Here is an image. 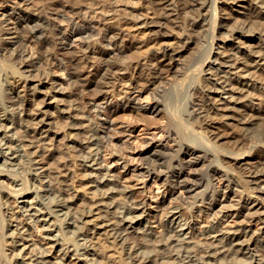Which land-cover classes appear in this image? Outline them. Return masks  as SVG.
Listing matches in <instances>:
<instances>
[{"label": "bare ground", "instance_id": "bare-ground-1", "mask_svg": "<svg viewBox=\"0 0 264 264\" xmlns=\"http://www.w3.org/2000/svg\"><path fill=\"white\" fill-rule=\"evenodd\" d=\"M145 1L156 35L191 23L138 61L155 86L132 97L123 27L0 0V264H264V0ZM215 115L246 151L197 129Z\"/></svg>", "mask_w": 264, "mask_h": 264}, {"label": "rangeland", "instance_id": "rangeland-1", "mask_svg": "<svg viewBox=\"0 0 264 264\" xmlns=\"http://www.w3.org/2000/svg\"><path fill=\"white\" fill-rule=\"evenodd\" d=\"M60 1H62V2H60ZM68 1L72 2L74 4H80V5H85V6L88 5V7H89L88 8L89 10L87 9V11L89 12L88 13L89 15L87 14L88 19H89V21L94 20V23L96 25L100 24L99 26H101V27H109V26H111L109 24L113 23L112 26L117 27L120 25L119 26L120 29L123 27V30L121 29L122 32H124V34H126L128 36L124 40L125 42L123 41L125 44L117 43V44L112 45L111 46L112 48L111 47L109 48L110 50H112L115 53L117 50L122 48L123 53L121 54V57H122V55H123V57H127V58H122V59H124L123 60L124 62L129 63L128 65H126V63L124 64L123 62H121L123 64L122 69H125V70H122V71L120 70L121 72H118V75H119V73H120V75L118 76L119 77V80L117 81L118 83L116 82L114 85L115 90H116L114 93H121V91L126 90V88L128 87L129 84H133V85H131L132 87H130L129 89L127 88V90H129L131 92V93L130 92L129 93L132 94V97H134L133 95L137 96V94H139L141 92L143 93V91L150 85H151V88L155 86V84L152 85V81L155 80L154 74H152L150 76V74L147 75L148 73L145 74L144 71L142 73L140 71L138 61H142V59L146 58L145 56H149L151 54L150 51H154V49L159 47L162 42L172 44L173 46H178L179 43H181L182 41H184L187 38V33L185 34L184 30H185V27H186V29H188L187 26L189 27L188 24L191 23V19L189 18V16L191 17L192 13H190L187 9H182L183 11L181 10V12H180V15L182 16V17L180 16V19H179L180 23H172L167 29L163 30L164 32H166V34H165V36L161 37L159 35H156L153 32V29L151 27H146L144 24V20L139 21V19L133 18L132 14L141 13V12L144 13V14H142L143 16L141 15L142 18H146L147 20H151V19L152 20H158L161 18V15L159 14L161 12L159 11V13H157L158 10H156L155 7L154 8L152 7V9H151L150 8L151 5L149 6L148 5L149 3H147L145 0H127V2L123 1V0H121L120 2H113V0H85V1L80 0L79 3H78V0H77V2H76V0L75 1L68 0ZM64 2H67V0H34V1L32 0L31 6L33 8L37 7L39 9H42V7H43V9H45V10L47 9L49 12V10H51V8L53 6L55 8H59L61 6V4ZM49 7H50V9H48ZM153 9H155V10L153 11ZM132 11H133V13H132ZM185 11L187 13L188 12L189 13L187 14ZM103 12L104 13L106 12V14H108V16L104 15ZM122 17H124V18H122ZM119 18L120 19L122 18L121 24H120L121 20ZM96 19H98V21H100V22L97 23L95 21ZM124 20H125V22L123 23ZM176 24H179L180 27L179 26L177 27ZM181 26H182V28H181ZM119 41H122V40H119ZM77 43H79V42H77ZM74 46L86 47L87 45H85L84 42H80L79 45L74 44ZM128 46H130V47H128ZM178 48H180V47H178ZM95 51H96V53H94L95 56H98L97 49H95ZM124 53L126 54V56H124L125 55ZM130 54L133 55V58L135 57V59H133L132 57L130 58V56H131ZM142 56L144 58H142ZM128 58H130V60ZM136 58H138V59H136ZM183 58H184V60L188 59L187 53H184ZM127 61H129V62H127ZM136 63H138V64H136ZM124 65L126 66V68ZM80 66L81 67L84 66L85 68H83V69H85V71H87V70L90 71V69H91L90 67L87 68L86 60H83L80 64ZM136 66L138 68H136ZM127 68H129V69H127ZM165 74H166V76H165ZM174 75H175V77H174ZM162 76L163 77L165 76L163 78V81H165V78H166L165 82L167 83V80H168V83L169 82L171 83L172 81L174 82L177 75L175 74V71L170 70V71L164 73ZM200 79H201V77H200ZM142 84L144 86H141ZM153 91H154V89H153ZM152 101L153 100H151V103H152ZM184 101L186 102V99H184ZM184 101H183V104L185 103ZM186 103L184 104V106L186 105ZM182 107H183V105H182ZM261 108L262 107H260V112H258V113H255L253 111H250V112H252L253 114L255 113V117H257V116H259V114L262 115L264 113L263 108L262 109ZM156 118L159 119V117H156ZM210 121L211 122H208V125L202 124V126H200L201 124H199L197 129L201 130L204 125H205V127L207 126L208 128H210V130L208 129V131L210 132V133L208 132V134L211 135V137H213L214 140L216 138H218V139H216V141L213 140V142H216V144H218L222 150L223 149L224 150H235L238 152H243V151H246L248 149L249 144H246V140L241 136V133L238 132L235 128L225 125L224 121L219 116L215 115L214 119H212ZM153 124H156V123L153 122ZM211 132H213V133H211ZM219 134L222 135V136H220V139H219ZM162 144L163 143H161V142L152 141L149 144V147L153 148L155 145L157 147H160V146H162ZM237 144H239V145H237ZM221 159H223L224 162L227 163V165L230 163V159H227L224 156ZM199 168H200V170L202 169L199 165L196 168L197 171H195V174L193 173L194 175L201 174L199 171ZM196 172H198V173H196ZM226 191H225L226 195H219V202L221 203L220 205H223V206H224L225 199H226L227 193H228V191L227 192ZM249 203H250V201H249ZM252 206H253V204H251V208H253ZM238 210L239 211L243 210V207H241L239 209H235V208H229L228 209L227 207H225V208H223V211H224L223 215L225 216L226 220L231 221V220L238 217Z\"/></svg>", "mask_w": 264, "mask_h": 264}]
</instances>
